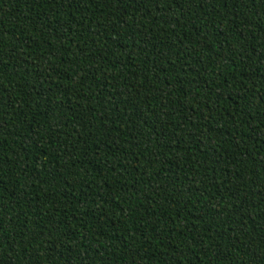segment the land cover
<instances>
[{"label": "trees", "instance_id": "16d2710c", "mask_svg": "<svg viewBox=\"0 0 264 264\" xmlns=\"http://www.w3.org/2000/svg\"><path fill=\"white\" fill-rule=\"evenodd\" d=\"M0 264H264V0H0Z\"/></svg>", "mask_w": 264, "mask_h": 264}]
</instances>
